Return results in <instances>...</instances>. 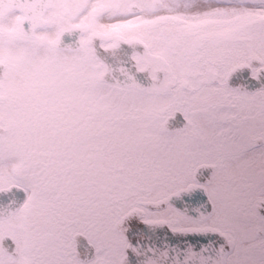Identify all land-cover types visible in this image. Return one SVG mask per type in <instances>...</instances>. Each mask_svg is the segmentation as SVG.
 <instances>
[{
  "label": "snow or ice",
  "instance_id": "6c2138e0",
  "mask_svg": "<svg viewBox=\"0 0 264 264\" xmlns=\"http://www.w3.org/2000/svg\"><path fill=\"white\" fill-rule=\"evenodd\" d=\"M0 264H264V0H0Z\"/></svg>",
  "mask_w": 264,
  "mask_h": 264
}]
</instances>
